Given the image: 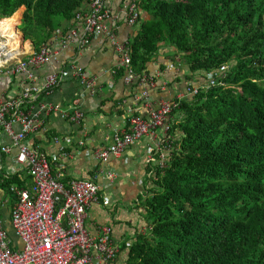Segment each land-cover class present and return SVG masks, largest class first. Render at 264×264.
Masks as SVG:
<instances>
[{"label":"trees","instance_id":"trees-1","mask_svg":"<svg viewBox=\"0 0 264 264\" xmlns=\"http://www.w3.org/2000/svg\"><path fill=\"white\" fill-rule=\"evenodd\" d=\"M89 1L0 0V17L25 8L20 30L39 46L74 28ZM136 7L142 16L126 40L135 74L148 75L161 52L160 63L180 62L185 93L232 65L172 111L164 161L155 150L160 164L139 198L145 231L126 246V264H264V0H136ZM123 75L121 68L114 76ZM11 185L24 182L0 174L13 202Z\"/></svg>","mask_w":264,"mask_h":264},{"label":"crops","instance_id":"crops-1","mask_svg":"<svg viewBox=\"0 0 264 264\" xmlns=\"http://www.w3.org/2000/svg\"><path fill=\"white\" fill-rule=\"evenodd\" d=\"M123 1L109 2L108 8L114 19L106 23L116 33L119 41L126 42L137 27L127 24ZM13 15L16 22L13 25L11 23V26L7 20L12 17H0V66L5 68L26 59L38 47L32 40L22 38L20 26L23 13L17 17ZM79 26L78 21L71 29L79 31ZM66 34L60 31L52 33L48 38H51L49 42L55 43ZM153 59L155 61L147 68L148 75L155 77L157 84L166 83L168 86L162 91L158 87L149 91L148 103L156 107L162 101L182 95L183 85L176 88L174 81L182 77L184 71H181L180 62L177 60L174 64L168 60L160 63L163 59L161 52ZM117 62V54L104 37L93 38L84 49L70 44L51 63L36 68L32 73V81L25 73L8 75L4 72L0 75V97L5 100L18 97L24 85H41L48 74L63 73L64 77L58 87L47 95L41 93L26 103L27 108L24 111L41 121L45 127L43 131L30 135L28 140L45 154L52 174H59L63 183L70 179L84 178L91 179L98 185L97 201L88 209L84 226L93 235L100 234L102 227H109L113 241L120 246V252L112 264H126V246L146 226L139 198L145 194L149 185L146 182L155 166V162H148L147 159L148 156H154L155 150L161 153L165 144L162 142L163 133L158 130L154 137H143L118 157H112L103 167L94 160L93 151L105 148L116 131L126 129L130 115L134 114L143 119H147L149 115V110L140 97L141 87L135 84L127 86L121 78H115L116 73H112V70L117 69ZM90 85H94V93L89 92ZM75 100L84 114L86 136L79 132L78 126L63 119L59 112L47 111L50 105L69 111ZM173 121L171 117V126ZM20 130L19 124L13 125L15 133ZM53 138H57L58 142L55 143ZM80 139L84 140V146L78 144ZM11 145L12 140L2 130L0 148ZM61 148L67 156L63 155ZM15 155V148L9 154L0 151L2 176H16L19 181L24 182V187H28L31 179L26 172L17 171ZM109 171L113 173L110 178L107 175ZM10 204L11 199L0 194V211L7 221L10 218Z\"/></svg>","mask_w":264,"mask_h":264},{"label":"built area","instance_id":"built-area-1","mask_svg":"<svg viewBox=\"0 0 264 264\" xmlns=\"http://www.w3.org/2000/svg\"><path fill=\"white\" fill-rule=\"evenodd\" d=\"M127 6V22L132 25L138 18L134 0H129ZM106 0H90L84 7V14L76 13V19L82 20L81 31L70 30L65 37L61 36L57 42L40 44L26 59L20 60L11 67L0 66V75L25 73L32 81L33 71L51 63L56 55L73 44L78 48H85L94 37H106L117 54V69L124 70L122 81L125 85H139L140 97L149 110L147 119L131 116L127 120L128 127L116 131L105 148L93 151L94 160L105 166L112 157L121 155L130 145L145 136L154 137L158 130L163 133L164 149L172 139L169 132L170 115L178 107V100L199 94L203 88L217 82L216 77L223 76L227 68H220L210 77L207 87L199 85L187 88L186 92L175 99H167L156 107L148 103L149 91L159 88L166 89V83L157 84L156 78L150 75H137L130 65V55L124 43L116 40L109 32L106 20L109 12ZM53 38V37H52ZM55 39V38H54ZM63 73H51L45 76L41 85L26 84L20 95L11 99L0 97V127L12 140L11 146L0 148L2 153L9 154L16 149L15 164L18 172H26L31 179L28 187L11 185L10 192L14 197L0 187V194L11 199L9 221L5 220L0 211V264H112L120 252V247L111 237V229L102 227L100 234H91L84 226L87 211L98 198V185L91 179H70L67 183L60 180V175H53L50 163L44 153L37 146L31 145L28 137L41 131L43 124L29 113L25 112L24 104L41 93L48 94L58 87L63 79ZM89 92H95L94 85H90ZM190 90V91H189ZM69 111L60 110L57 105H50L47 111H56L61 117L79 127V132L86 136L84 114L78 106V101L72 102ZM19 124V133L13 131V125ZM43 131V130H42ZM55 143L57 138H53ZM160 143V142H159ZM78 144L84 146V140ZM161 146V143H160ZM62 150V148H61ZM160 150V148H159ZM63 152L64 156L67 153ZM160 163L164 161L163 152L159 153ZM154 156H148V162L159 163ZM159 163V164H160ZM152 173V172H151ZM0 174H2L0 167ZM108 177L113 173L108 172ZM151 176V174H149ZM3 178H9V175Z\"/></svg>","mask_w":264,"mask_h":264},{"label":"clouds","instance_id":"clouds-1","mask_svg":"<svg viewBox=\"0 0 264 264\" xmlns=\"http://www.w3.org/2000/svg\"><path fill=\"white\" fill-rule=\"evenodd\" d=\"M111 0H106V7H105V9H107L108 10V12H109V18L106 20V22L108 21V20H110V19H114L113 18V16H111V12H110V10H109V8H108V4H109V2H110ZM90 2V1H89ZM89 2H87V3H84L83 5H82V7L79 9V13L81 14H84V12H85V10H84V7L89 3ZM130 2H129V0H124L123 1V5H124V10H125V16H126V22H127V6H128V4H129ZM134 5H135V9H136V11H137V13H138V18H137V20H136V22L134 23V24H132L131 26H136L137 25V23H138V20H140V18H141V12L137 9V7H136V0H134ZM116 19V18H115ZM79 21V23H80V26H79V28H80V30L79 31H81V29H82V20H78ZM127 24H129L128 22H127ZM106 25H107V27H108V29H109V32L111 33V34H113L114 36H115V38H116V40L117 41H119L118 40V38H117V36H116V33L113 31V30H111L112 28L106 23ZM130 25V24H129ZM137 27V26H136ZM70 30H73V29H69L66 33H68ZM75 30V29H74ZM76 31H78V30H76ZM78 31V32H79ZM65 33V34H66ZM100 37H102V36H100ZM94 38H96V37H94ZM104 38H106V37H104ZM93 40V38L90 40V42H89V44L91 43V41ZM106 42L107 43H109V45H110V47L112 48V46H111V44H110V42L106 39ZM119 42H121V43H124L125 44V46H126V48H127V43L126 42H122V41H119ZM88 44V45H89ZM87 45V46H88ZM86 46V47H87ZM80 49H84V48H80ZM113 49V48H112ZM113 51H114V49H113ZM115 52V51H114ZM116 53V52H115ZM173 64L175 63V61H171ZM222 67H224V66H222ZM221 67V68H222ZM229 67L227 66V69H228ZM227 69H226V71H227ZM218 70H220V69H218ZM218 70H215V71H218ZM214 71V72H215ZM121 79H122V77H121ZM210 79V78H209ZM200 86V85H199ZM120 247V246H119ZM116 260V259H115Z\"/></svg>","mask_w":264,"mask_h":264},{"label":"rangeland","instance_id":"rangeland-1","mask_svg":"<svg viewBox=\"0 0 264 264\" xmlns=\"http://www.w3.org/2000/svg\"><path fill=\"white\" fill-rule=\"evenodd\" d=\"M5 11V10H4ZM3 11V12H4ZM23 11H24V8L22 7V8H20L19 10H17V12L16 13H14V14H18V15H20V14H22L23 13ZM2 12V13H3ZM14 16V15H13ZM11 20V23H12V25L14 24V19L12 18V19H10ZM16 20V19H15ZM16 22V21H15ZM182 64V63H181ZM183 65V64H182ZM230 65H232L231 63H226V64H224V68H227V66H230ZM184 67V66H183ZM185 68V67H184ZM185 72H187V70H185ZM188 74V73H187ZM204 75V74H203ZM202 77V76H201ZM208 78L207 79H200V81L202 82V84H204L206 81H209V76H207ZM180 78V77H179ZM174 83H175V86H176V88H180L182 85H183V88H182V90L185 88V86L186 85H188V84H190V83H186V82H184V83H182V82H178L177 80H175L174 81ZM170 84V83H169ZM168 84V85H169ZM197 85H199V83L197 84ZM168 87V86H167ZM11 172H12V170H10ZM145 231V230H144Z\"/></svg>","mask_w":264,"mask_h":264},{"label":"water","instance_id":"water-1","mask_svg":"<svg viewBox=\"0 0 264 264\" xmlns=\"http://www.w3.org/2000/svg\"><path fill=\"white\" fill-rule=\"evenodd\" d=\"M22 38L24 39L25 38V36H24V34L22 33Z\"/></svg>","mask_w":264,"mask_h":264},{"label":"bare ground","instance_id":"bare-ground-1","mask_svg":"<svg viewBox=\"0 0 264 264\" xmlns=\"http://www.w3.org/2000/svg\"><path fill=\"white\" fill-rule=\"evenodd\" d=\"M17 17V16H16ZM7 43H9V42H7ZM14 56V55H13Z\"/></svg>","mask_w":264,"mask_h":264}]
</instances>
